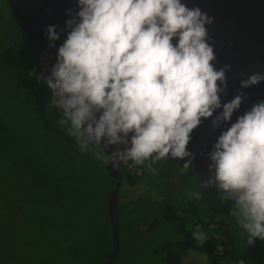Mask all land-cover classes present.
Returning <instances> with one entry per match:
<instances>
[{
	"label": "clouds",
	"instance_id": "9594fccd",
	"mask_svg": "<svg viewBox=\"0 0 264 264\" xmlns=\"http://www.w3.org/2000/svg\"><path fill=\"white\" fill-rule=\"evenodd\" d=\"M76 4L75 11L66 10L64 29L48 26L50 48L61 33L66 38L50 73L37 77L51 90L47 106L61 112L59 125L68 126L81 151L93 144L116 146L110 154L100 147L94 153L105 163L147 161L155 172L157 161L187 157L182 166L187 171L195 158L187 147L191 133L220 110L214 128L230 126L221 130L209 153L212 175L204 186L216 187L222 203L232 201L230 215L243 229L248 247L257 239L264 241V100L232 122L245 93L238 90L221 103L231 65L214 66L206 27L214 17L182 0ZM261 81L264 73L254 72L240 86Z\"/></svg>",
	"mask_w": 264,
	"mask_h": 264
},
{
	"label": "trees",
	"instance_id": "16d2710c",
	"mask_svg": "<svg viewBox=\"0 0 264 264\" xmlns=\"http://www.w3.org/2000/svg\"><path fill=\"white\" fill-rule=\"evenodd\" d=\"M0 6L10 15L8 17H12L21 35L15 49L5 48V38L0 46V158L11 162L20 178L17 191L3 193V199H7L5 202L10 208L18 210V215L24 214L25 208H38L33 224L21 231L26 236L31 235L36 246L33 257H38L40 264H69L78 257L69 253L70 248L77 252V248L88 247L97 239L101 240L100 247L106 252L104 262L112 242L107 203L113 178L104 168L105 162L96 159L94 153L99 150L94 144L85 154H79L74 147V137L68 135V126L62 128L59 125L61 112L47 106L51 90L37 78L41 74L33 49L6 1L0 0ZM33 70L34 74L30 75ZM43 109H46L44 114ZM69 158L75 160L76 167L80 168L78 172L70 168ZM157 162L158 166H152L156 174L147 166L133 162L118 166L122 173L117 201L120 248L111 264L117 263L127 247L129 233L152 234L158 229V220L163 215L166 223L162 229L166 228L168 239L161 247L160 244L153 247L155 253L165 254L162 264H181V255L192 248L200 249L208 257L207 264H222L232 243L229 225L221 221H203L196 203L187 198L176 205L163 202L160 206L159 201L160 197L168 196L164 187L172 189L189 169L199 181L200 176L208 177L192 167L182 171L183 165L169 159ZM162 174L168 179L162 186L156 185L162 182ZM142 187L140 193H129ZM124 194L128 198H122ZM155 213L153 222L142 226L144 231L140 230L147 218ZM105 215L108 224L100 238L94 224ZM10 229L8 225L0 230V242ZM8 247L0 244V252ZM140 251L141 244L131 248L133 254Z\"/></svg>",
	"mask_w": 264,
	"mask_h": 264
},
{
	"label": "water",
	"instance_id": "95a60500",
	"mask_svg": "<svg viewBox=\"0 0 264 264\" xmlns=\"http://www.w3.org/2000/svg\"><path fill=\"white\" fill-rule=\"evenodd\" d=\"M18 26L31 45L38 63L40 74L48 75L56 60L59 45L66 38L61 33L56 47H49L47 28L56 25L58 32L65 28V21L69 18L67 9H77L76 0H5ZM189 8L199 7L209 16L214 17L211 25H206L211 39L208 41L213 47L216 60L213 61L216 69L230 64L226 70L227 88L220 94L221 103L230 101L243 91L245 98L239 110L232 116V122L239 115L249 110L253 104L264 100V81L241 89L240 81L246 79L248 74L254 72L264 73V0H182ZM175 42V41H174ZM217 110L213 117L202 119L200 125L191 133L188 150L195 154L191 166L208 178L212 175L208 165L211 163L209 153L213 149L222 129L228 124L214 128L213 119L219 113ZM99 151L104 149L111 153L116 146L104 148V144L94 145ZM100 147V148H99ZM120 147H123L121 145ZM189 158L169 159L183 165ZM105 163L104 168L113 178V187L110 190L107 213L111 227V251L103 264H111L116 258L120 248V233L117 216L118 193L122 183V173L118 170L121 164Z\"/></svg>",
	"mask_w": 264,
	"mask_h": 264
},
{
	"label": "rangeland",
	"instance_id": "374dc122",
	"mask_svg": "<svg viewBox=\"0 0 264 264\" xmlns=\"http://www.w3.org/2000/svg\"><path fill=\"white\" fill-rule=\"evenodd\" d=\"M8 16L10 15L4 13L0 6V46L5 38V42L7 43L5 48L12 50L19 45L18 39L21 35L12 17ZM8 37L11 38L10 41H8ZM42 111L44 114L46 109H43ZM73 143L79 154H85V151H81L75 138H73ZM82 160H85V158ZM68 163L71 169L78 172V169L80 168L76 167L75 160L69 158ZM147 163L149 162L146 161L145 166H147ZM158 163L159 162H155L152 166L155 168V166H158L156 165ZM194 174L195 173L189 169L184 176H181V182L173 185L172 189L165 186L164 190L168 193V196L165 195L160 197V206L163 202H165L166 205L170 203L176 205V203L181 202L184 198H187L191 203L195 202L196 208H199L200 210V218L203 221H221L230 227L232 243L229 247V255L222 259V264H238L241 259L245 261V264H264V241L257 239L254 245L248 247L246 243V235L243 237L241 236L243 229L240 227L235 217L230 215L232 201L222 203L219 199L221 193L216 187L204 186V183L208 178L200 176L201 179L199 181L197 178H194L196 177ZM162 175L163 180L161 183H156L155 180L153 181L156 185L162 186L163 183H165L164 180L168 179L167 176L165 177L164 174ZM19 182L20 178L16 167L11 162L4 161L0 158V230L5 229L8 225L11 228L6 238L0 242V244H6V246H9L8 249L0 252L1 264H40L39 258L33 257L36 246L31 240V235L27 234L26 236L21 231L22 228H27L33 224L31 222L34 215L37 213L38 208H25L26 212L23 211L24 214L18 215V210L10 208L6 205L7 203L5 201H7V199H5V201L3 199V193H14L17 191V188L20 186ZM149 185L150 184L147 186L145 185V188H148ZM142 189L143 187L134 188L132 191H129V193H140ZM197 193L200 194L199 198L196 196ZM122 198L126 199L128 197L124 194ZM162 198L164 200H161ZM156 215L157 214L155 213L154 215L149 216L140 226V230H143L141 228L142 226H148L150 222L152 223L153 218ZM165 223L166 220L163 215L158 220V229L152 234L149 235L145 232L139 234L137 231L131 235H129V233L127 235V247L121 256L118 257L116 264L164 263L165 254L155 253L153 247L155 244H160L161 247V243H164L165 240L168 239L166 228L164 227L165 230L162 229V225H165ZM107 224L106 215L103 219H99L95 222L94 228L99 229L98 233L100 238H102L103 230ZM0 240H2V237ZM139 244H141L142 251L133 254L131 248ZM100 245L101 240L97 239L88 247H81V249L77 248V252L70 248L69 253L71 255L76 254L78 257L74 260L72 259L69 264H101L106 252L102 250ZM181 259V264H207L208 262V257L205 256L200 249L193 248L182 254Z\"/></svg>",
	"mask_w": 264,
	"mask_h": 264
},
{
	"label": "flooded vegetation",
	"instance_id": "af4514ba",
	"mask_svg": "<svg viewBox=\"0 0 264 264\" xmlns=\"http://www.w3.org/2000/svg\"><path fill=\"white\" fill-rule=\"evenodd\" d=\"M193 249H195V248H193Z\"/></svg>",
	"mask_w": 264,
	"mask_h": 264
}]
</instances>
